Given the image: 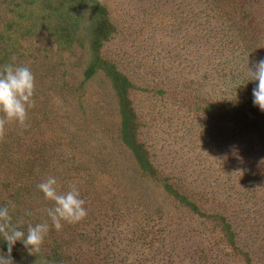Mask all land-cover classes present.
Masks as SVG:
<instances>
[{
    "label": "rangeland",
    "instance_id": "374dc122",
    "mask_svg": "<svg viewBox=\"0 0 264 264\" xmlns=\"http://www.w3.org/2000/svg\"><path fill=\"white\" fill-rule=\"evenodd\" d=\"M101 1L115 31L99 53L135 86L137 136L159 178L122 142L106 73L84 77L91 13L79 10V40L63 46L42 28L52 20L29 13L37 2L0 0V65L15 57L35 77L28 126L0 132V205L25 231L50 225L40 252L14 245V264H247L244 252L264 264V112L247 82L264 59V0ZM48 176L60 192L77 185L86 218L51 227L36 187Z\"/></svg>",
    "mask_w": 264,
    "mask_h": 264
},
{
    "label": "clouds",
    "instance_id": "9594fccd",
    "mask_svg": "<svg viewBox=\"0 0 264 264\" xmlns=\"http://www.w3.org/2000/svg\"><path fill=\"white\" fill-rule=\"evenodd\" d=\"M15 57L11 62L0 65V132L4 125L15 122L22 127H27L28 111L35 106V77L28 66L15 63ZM248 67V56H247ZM253 68L255 70H253ZM253 68L248 67V81L258 82L252 90L253 105L264 112V59L257 61ZM236 84L239 87L242 84ZM57 178L48 176L36 187L43 194L46 201L51 202L47 208V216L51 221V227L60 231L64 224H75L86 218L88 210L85 200L80 197V190L76 184H70L68 190L58 191ZM15 207V205H11ZM31 215V212L25 213ZM50 230L47 221L29 224L26 231L12 222L10 206L0 205V237L6 243V252L0 251V264H14L12 250L17 242H20L29 255L41 250L45 238Z\"/></svg>",
    "mask_w": 264,
    "mask_h": 264
},
{
    "label": "trees",
    "instance_id": "16d2710c",
    "mask_svg": "<svg viewBox=\"0 0 264 264\" xmlns=\"http://www.w3.org/2000/svg\"><path fill=\"white\" fill-rule=\"evenodd\" d=\"M31 1V0H28ZM37 2V8L30 7V14L38 15L40 18L48 17L50 27L44 24L42 28L49 30L52 36L58 40L59 44L71 45L77 38L80 21V11L88 10L91 13V60L84 71L86 79L91 78L97 70H103L112 83V87L116 93L119 104V112L121 116L120 138L122 142L132 151L136 162L144 174L150 177H158V171L154 168L150 161L148 150L145 144L138 139L137 130L139 123L137 114L133 109L131 99L129 98V89L135 87L129 78L120 72L116 66L103 59L100 55V47L102 43L110 38L115 31V27L110 21L109 13L105 4L101 0H32ZM21 9L19 12H23ZM29 19V18H28ZM54 19V21H53ZM23 23V21H21ZM32 27V25H31ZM164 189L176 199H179L184 205H188L197 213H202L199 207L190 201L184 194L173 188L172 184L163 176ZM225 230L230 234L232 244H234V233L230 224L221 217ZM4 245L6 243L2 241ZM247 264L251 263L250 256L244 252Z\"/></svg>",
    "mask_w": 264,
    "mask_h": 264
}]
</instances>
